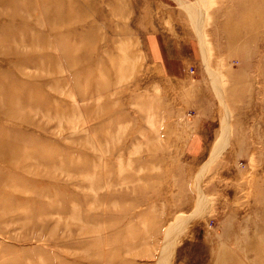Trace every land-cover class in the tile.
<instances>
[{
  "label": "rangeland",
  "instance_id": "rangeland-1",
  "mask_svg": "<svg viewBox=\"0 0 264 264\" xmlns=\"http://www.w3.org/2000/svg\"><path fill=\"white\" fill-rule=\"evenodd\" d=\"M177 219L170 264H264V0H0V264H158Z\"/></svg>",
  "mask_w": 264,
  "mask_h": 264
},
{
  "label": "bare ground",
  "instance_id": "bare-ground-1",
  "mask_svg": "<svg viewBox=\"0 0 264 264\" xmlns=\"http://www.w3.org/2000/svg\"><path fill=\"white\" fill-rule=\"evenodd\" d=\"M198 205L199 207L202 209L203 206H204V198L203 196L201 195V193H199V196H198ZM205 210V208L203 209ZM202 210V211H203ZM185 217H181L180 220L184 219L185 220ZM179 227V219H177L173 225L169 226V228H167L165 231H164V234H163V246H162V249H161V252H160V255H159V263L158 264H170V261H169V254H173L174 252V246L176 244V239H177V228Z\"/></svg>",
  "mask_w": 264,
  "mask_h": 264
}]
</instances>
